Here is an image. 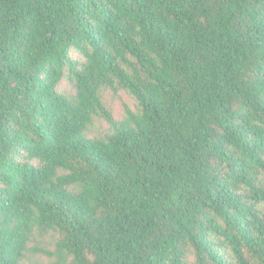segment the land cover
Listing matches in <instances>:
<instances>
[{"label":"trees","instance_id":"trees-1","mask_svg":"<svg viewBox=\"0 0 264 264\" xmlns=\"http://www.w3.org/2000/svg\"><path fill=\"white\" fill-rule=\"evenodd\" d=\"M262 204L264 0H0V264H264Z\"/></svg>","mask_w":264,"mask_h":264},{"label":"rangeland","instance_id":"rangeland-1","mask_svg":"<svg viewBox=\"0 0 264 264\" xmlns=\"http://www.w3.org/2000/svg\"><path fill=\"white\" fill-rule=\"evenodd\" d=\"M72 55L74 58L83 59V57L77 53L76 51H72ZM67 87V82H63L61 84V88L64 89ZM105 103L107 107L113 112L114 117L117 119H121L124 117V111H125V105L128 104L132 108L135 106V101L129 95L126 91L120 90L118 94H116L114 91L108 89L105 93ZM106 123L103 120H100L97 122V131L104 128ZM262 209L264 210V205H261ZM193 260V258H190V262Z\"/></svg>","mask_w":264,"mask_h":264}]
</instances>
